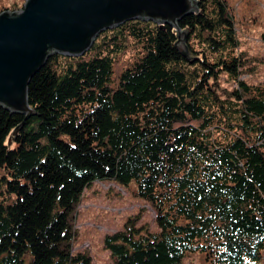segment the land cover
<instances>
[{
  "label": "trees",
  "instance_id": "1",
  "mask_svg": "<svg viewBox=\"0 0 264 264\" xmlns=\"http://www.w3.org/2000/svg\"><path fill=\"white\" fill-rule=\"evenodd\" d=\"M198 1L179 22L190 58L174 28L128 22L90 51L106 53L50 58L31 80L30 118L0 106V264H92L73 252L72 219L103 181L136 185L160 230L129 221L107 236L114 264L261 259L264 87L239 80L238 58L211 61L190 46L196 35L213 53L238 47L225 1ZM128 37L142 53L113 83V52ZM221 74L238 82L229 100L217 93Z\"/></svg>",
  "mask_w": 264,
  "mask_h": 264
},
{
  "label": "water",
  "instance_id": "2",
  "mask_svg": "<svg viewBox=\"0 0 264 264\" xmlns=\"http://www.w3.org/2000/svg\"><path fill=\"white\" fill-rule=\"evenodd\" d=\"M199 12L198 0H26L0 13V106L30 118L29 86L55 55L80 58L104 32L132 21L177 31L180 52L190 58L188 32L179 22ZM193 47L192 37L189 38Z\"/></svg>",
  "mask_w": 264,
  "mask_h": 264
},
{
  "label": "rangeland",
  "instance_id": "3",
  "mask_svg": "<svg viewBox=\"0 0 264 264\" xmlns=\"http://www.w3.org/2000/svg\"><path fill=\"white\" fill-rule=\"evenodd\" d=\"M224 1L234 22L238 47L213 53L196 35L192 36L193 47L196 51L205 50L211 61L219 57L238 58L243 65L239 80L251 86L264 87V0ZM25 3L26 0H0V13L6 9L22 8ZM108 35L112 37L111 33ZM125 39L123 46L113 52L115 60L113 83L117 82L121 73L131 67L142 53L140 45L133 37ZM99 41L97 39L95 44L101 43ZM90 51L86 53L87 58L95 56L100 51L106 53L107 48ZM68 63L66 59L59 58L56 65L60 68ZM237 87V80L226 74H221L217 81V93L223 100H229L230 94ZM156 214L150 203L137 196L136 185L124 187L113 181L95 182L85 190L73 214V252L89 255L92 264H114L112 254L105 248L106 237L123 231L129 221L136 224L137 228H145L156 234L160 231L156 223ZM181 264L207 262L203 255L196 253L187 255ZM244 264H264V250L260 260L246 261Z\"/></svg>",
  "mask_w": 264,
  "mask_h": 264
}]
</instances>
